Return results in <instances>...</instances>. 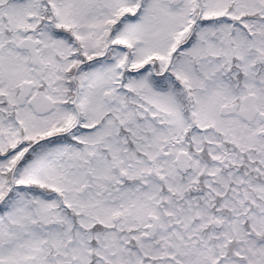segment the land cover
Listing matches in <instances>:
<instances>
[{"label": "snow or ice", "instance_id": "1", "mask_svg": "<svg viewBox=\"0 0 264 264\" xmlns=\"http://www.w3.org/2000/svg\"><path fill=\"white\" fill-rule=\"evenodd\" d=\"M0 264H264V0H0Z\"/></svg>", "mask_w": 264, "mask_h": 264}]
</instances>
